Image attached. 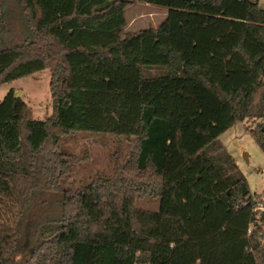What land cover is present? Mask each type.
Listing matches in <instances>:
<instances>
[{
  "label": "trees",
  "instance_id": "16d2710c",
  "mask_svg": "<svg viewBox=\"0 0 264 264\" xmlns=\"http://www.w3.org/2000/svg\"><path fill=\"white\" fill-rule=\"evenodd\" d=\"M135 1L169 10L125 33ZM45 69L49 116L13 89L0 103V264H264L257 199L214 149L254 119L264 151L258 0H0V85ZM75 131L122 135L127 153L63 187Z\"/></svg>",
  "mask_w": 264,
  "mask_h": 264
},
{
  "label": "rangeland",
  "instance_id": "374dc122",
  "mask_svg": "<svg viewBox=\"0 0 264 264\" xmlns=\"http://www.w3.org/2000/svg\"><path fill=\"white\" fill-rule=\"evenodd\" d=\"M258 1L264 8V0ZM168 10L166 6L135 1L125 10L127 24L124 32L157 26L164 20ZM50 78V69H45L1 84L0 103L13 89L25 100L36 119H44L53 111ZM257 123L258 120L254 119L239 121L222 136V140L228 150L238 158L254 197L257 200H264V151L251 131ZM127 145L128 140L124 136L112 133L75 131L66 135L62 139V146L70 156L72 171L63 181V187L82 186L100 174L113 173L117 160L123 159L126 155ZM227 148L220 142L214 144V149L219 155L228 152ZM244 152L248 153V160L244 158ZM135 205L147 210H158L159 199L150 195H137ZM261 214L263 218L260 223L264 229V212Z\"/></svg>",
  "mask_w": 264,
  "mask_h": 264
},
{
  "label": "crops",
  "instance_id": "0c3cea01",
  "mask_svg": "<svg viewBox=\"0 0 264 264\" xmlns=\"http://www.w3.org/2000/svg\"><path fill=\"white\" fill-rule=\"evenodd\" d=\"M229 130H230V129H228L226 132H224L223 134H221V135L219 136V138L217 139V142H220L221 144H223V147H224V148H227V146L225 145V142L222 140V136H223L224 134H226ZM227 150H228V148H227ZM228 153L231 154V155L233 156V158L235 159L236 164H237L239 170L242 171L238 158L235 157V156H234L229 150H228ZM242 173H243V171H242ZM243 174H244V173H243ZM244 175H245V174H244ZM245 176H246V175H245Z\"/></svg>",
  "mask_w": 264,
  "mask_h": 264
},
{
  "label": "built area",
  "instance_id": "2783aa9c",
  "mask_svg": "<svg viewBox=\"0 0 264 264\" xmlns=\"http://www.w3.org/2000/svg\"><path fill=\"white\" fill-rule=\"evenodd\" d=\"M255 210L258 211L259 214L264 212V200H257V205ZM251 230H249L250 232Z\"/></svg>",
  "mask_w": 264,
  "mask_h": 264
},
{
  "label": "water",
  "instance_id": "95a60500",
  "mask_svg": "<svg viewBox=\"0 0 264 264\" xmlns=\"http://www.w3.org/2000/svg\"><path fill=\"white\" fill-rule=\"evenodd\" d=\"M16 95L19 96L18 93H16ZM263 131H264V125H263ZM243 156H244V158H245L246 160H248V153H247V152H244Z\"/></svg>",
  "mask_w": 264,
  "mask_h": 264
}]
</instances>
